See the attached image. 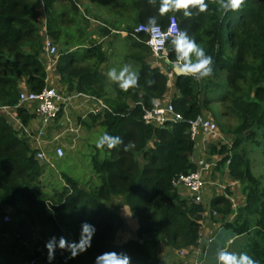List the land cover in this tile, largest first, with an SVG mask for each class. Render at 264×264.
<instances>
[{"label":"trees","instance_id":"1","mask_svg":"<svg viewBox=\"0 0 264 264\" xmlns=\"http://www.w3.org/2000/svg\"><path fill=\"white\" fill-rule=\"evenodd\" d=\"M43 1L51 14L50 8L56 0H40V3ZM126 5L138 11L139 16L137 23L130 22V26L123 28L126 37L133 41L130 59L139 66V84L127 92L116 85L114 98H105L110 111L89 114L88 118L94 122L101 120L105 133L120 136L125 144L132 141L135 147L128 152L123 150V145L112 150L98 149L97 154L104 152L105 157L92 156V168L100 181L92 192L81 189L77 180L64 174L69 187L51 196L42 186L45 165L36 159L31 140L22 136L0 113V264L32 261L35 264H95L97 256L109 251L127 253L131 264H161L155 252L161 245L171 251L198 247L204 205L181 195L173 182L197 169L191 160L195 144L188 121L203 114L208 103H202L199 97L203 91H209V85L176 76L172 103L184 121L165 128L146 125L143 108L152 107L153 99H162L168 93L169 79L159 67L150 64L147 54L152 53L146 45L147 36H135L134 31L150 16H157L163 27L169 19L158 15V3L152 6L147 0H128ZM36 9L32 0H0V108L14 110L24 126L35 115L25 106H19L23 86L40 93L48 85L51 74L42 59L45 38L39 30L41 19ZM176 18L180 29L186 30L212 56V76L226 72L232 89L240 93L233 100L242 120L235 130L233 146L210 145L208 155L210 161L220 157L212 179L219 172L244 184L245 206L235 213L230 196H216L210 204V215L205 217L206 224L214 223L213 218L221 215L217 223H222L228 236L243 238L240 252L264 264V187L254 175L243 149L244 141L264 130V0H246L238 12L222 14L210 6L208 13L194 14L191 18L177 13ZM50 20L46 35L60 41L63 28ZM102 31L104 39L112 35L108 26H103ZM88 44L85 56L97 58L98 63L77 78L69 74L64 62L68 60L70 65L76 62L72 52L66 50L58 60L59 83L67 86L68 93L77 89L78 93L91 95L102 76L100 67L107 62L104 44L91 39ZM167 49L170 60H174L170 40ZM229 50L236 54L229 56ZM96 98L101 99V95ZM83 125L90 128L85 121ZM114 199H122L136 218L137 239L117 243L116 233L124 221L109 207ZM214 211L218 216L213 215ZM8 212L12 218L6 221ZM233 215L236 216L230 219ZM84 222L96 229L87 252L69 258V252L57 247L50 262L46 242L52 237L57 241L64 237L70 243L78 242Z\"/></svg>","mask_w":264,"mask_h":264},{"label":"rangeland","instance_id":"2","mask_svg":"<svg viewBox=\"0 0 264 264\" xmlns=\"http://www.w3.org/2000/svg\"><path fill=\"white\" fill-rule=\"evenodd\" d=\"M127 2L128 0H56L52 8H50L51 14H49L46 8V2L43 1V3H40V0H32L34 6L37 7V14L41 19L39 21V30L42 38L43 35L44 38L47 37L46 33L51 21L50 19L57 22L63 28L60 41L53 40L51 36L48 37L58 47L59 59L65 52L67 53L66 50H69L75 55L76 62L74 64L70 65L68 60L64 61L68 66L71 76L77 78L85 70L92 66L95 67L98 63L97 58L85 56V49L89 47L88 41L90 39L94 43L100 42L104 44L103 51L107 62L100 67L102 76L98 78V83L93 87V93L91 94L96 95V97L101 95V100L104 102L105 98L112 99L115 96L114 89L116 84L110 82L106 76V73L111 68L119 70L124 64H131L137 72L139 69L138 64L130 59L134 52L132 40H129L126 35L117 32L109 36L108 39H104L103 37L105 36L102 31L103 26L109 25L112 29H116L115 26L117 24L122 25L124 23V7ZM228 54L233 57L236 51L229 50ZM168 55L169 49H167L165 56L169 58ZM45 58H47L46 55H43L42 59L46 61ZM147 58H149L152 66L159 67L167 77H172L175 73L168 63L163 65L160 62H156L152 54H147ZM49 62L48 60L47 63H44L46 69L49 66ZM56 66H53L52 70H47V72L52 71L53 74L57 75ZM204 83L209 85V91H203L199 97L202 103H208L203 108L202 115L217 123L219 127L218 143L220 145H228L231 148L236 137L235 130L242 123L233 105V100L240 93L232 89L226 72H219L216 76L205 79ZM56 87L60 88V85H56ZM203 87L202 84L201 88ZM240 87L244 88V85L240 84ZM74 91L78 92L77 89H74ZM84 93L89 95L88 92ZM0 113L21 132L19 120L14 110L0 108ZM84 121L90 126L89 129L83 125ZM100 121L97 120L94 122L88 116L84 120H80L81 128L78 135L70 134L71 139H75L76 142L73 143L72 141V143L68 144L67 156L61 160L52 159L50 162H41L45 165L41 182L47 194L53 196L56 191H61L64 187H69L64 178V174L77 180L81 189L87 192H92L98 187L100 181L92 168V156L97 154L98 151L96 147L97 139L106 132L105 128L100 125ZM58 124L62 128L61 124ZM58 124L55 127L56 131H59ZM243 149L246 152L247 158L250 160L254 175L260 180L262 187H264V130L259 131L254 138L244 141ZM97 155L101 159L105 157L104 152L98 153ZM215 159H219L220 161V157ZM207 187L209 188V204H211L212 199L216 196L228 195L230 196L233 207H235V213L245 206L246 196L243 192L244 184L233 181L229 178L228 174L224 177L219 172H215L213 179ZM109 207L115 210L124 221V224L116 233L117 243L122 244L129 240L137 239L136 231L139 226L138 222L132 216L124 201L122 199H114L109 203ZM8 215L12 218L10 212H8ZM235 216L233 215L230 219H233ZM220 219L221 215L213 218L212 221L217 223V220ZM217 224L222 225V223ZM205 225L207 224L202 223V230L205 229ZM229 239L223 235L218 236L214 248L225 246L229 248L227 245ZM238 241L234 245L237 253L240 252V247L244 243L243 238H240ZM177 251L181 250H176L175 252L161 245L155 252L161 264H192L188 262V257L181 258L179 256V258ZM178 254L180 255V253ZM214 258L216 259V253Z\"/></svg>","mask_w":264,"mask_h":264},{"label":"built area","instance_id":"3","mask_svg":"<svg viewBox=\"0 0 264 264\" xmlns=\"http://www.w3.org/2000/svg\"><path fill=\"white\" fill-rule=\"evenodd\" d=\"M176 23L178 29L181 30L177 18ZM141 25L142 24L136 27L134 35L138 36L139 34H145L147 36L146 45L150 48L155 61L163 65L168 63V65L172 67L169 63L170 59L165 56L168 43L159 47L150 46L147 43L150 36L146 29L141 28ZM169 26L170 20L166 27L161 26L162 31L166 32ZM172 35L174 36L175 32H173ZM171 38L172 37H168V40ZM43 46L44 55L47 57L44 63H47L49 60L50 62L47 70H52V67L56 66L58 63L60 56L59 49L48 36L45 37ZM51 72L52 71H49L48 73L50 74ZM168 79H170L168 84V92L170 94L167 93L162 99L156 100V103H153L152 107L143 108V121L148 126L165 128L168 124L184 121L183 115L176 111L172 103L174 92L171 90L173 88L171 76H168ZM19 100V106H25L35 115L34 120L28 126H24L21 121L18 120L22 132L21 135L31 140L32 148L36 151V159L40 162H50L52 159L61 160L65 158L67 156L66 151L68 144L72 143V141L73 143L76 142L75 139H71L70 134L78 135L81 128L80 120H84L89 114L97 115L106 110L110 111L109 107L101 99L84 93H66L49 83L40 93L24 88L20 93ZM76 102H79L80 106H82L81 104H91L88 113L72 116L68 112V109L76 104ZM58 123L61 124L62 128H60ZM57 124L59 126V131L55 130ZM188 125L191 140L195 144V153L191 160L192 163L197 166V169L189 174L179 176L174 180L173 186L181 195L189 198L195 204L204 205L205 213L202 223L206 224L205 217L209 216L211 212V207L208 203L209 188L207 185H209L212 180V173L219 162V159H215L218 156L213 157L211 161L209 160L208 148L210 145L219 144V127L217 123L204 115L189 120ZM213 215L218 216V213L214 211ZM5 220H10L9 215L5 217ZM201 238L202 234L200 235L197 248L177 251L178 257H188V262L192 264H203L206 250L203 248ZM178 253H180V255ZM28 264H35V261Z\"/></svg>","mask_w":264,"mask_h":264},{"label":"clouds","instance_id":"4","mask_svg":"<svg viewBox=\"0 0 264 264\" xmlns=\"http://www.w3.org/2000/svg\"><path fill=\"white\" fill-rule=\"evenodd\" d=\"M147 2L152 6H156L158 3V15L160 17L167 16L170 20V26L165 32L162 31L157 16L148 17L146 23L141 25V28L146 29L150 36L147 43L150 46L159 47L166 43L169 44L168 37H172L170 39V45L175 59L169 60V63L173 70L179 75L190 77L197 82H201L213 75V58L207 54L205 49L186 30L178 29L176 14L182 13L184 17L191 18L194 14L200 15L208 13L210 6H214L215 11L222 14L238 12L242 9L246 0H147ZM173 32H175L174 36L172 35ZM106 76L110 82L118 85L124 92L137 87L140 80L138 72L131 64H124L119 70L111 68L106 73ZM152 103H156L155 99H153ZM121 145H123L125 152L135 147L134 142L129 141L125 144L120 136L110 135L108 133H104L96 141V147L98 149H104L106 147L112 150ZM81 227V237L78 242L70 243L64 237H60L59 241L55 237H52L46 242L45 247L48 250V259L50 262L55 257L57 247L69 252V258H75L79 254L87 252L91 247L96 229L87 222H84ZM228 243L230 244L231 240H228ZM216 261L217 264H258V261L246 252L237 253L229 251L226 246L217 248ZM95 264H131V257L125 252L117 253L115 251H109L97 256Z\"/></svg>","mask_w":264,"mask_h":264},{"label":"crops","instance_id":"5","mask_svg":"<svg viewBox=\"0 0 264 264\" xmlns=\"http://www.w3.org/2000/svg\"><path fill=\"white\" fill-rule=\"evenodd\" d=\"M124 11H125V13H124V23L122 25L121 24H117L115 26L116 29H112V27H110L109 25H106L110 29H112V34L117 32V33H122L123 35L127 36V32H125L123 30V28H127L128 26H130V24H131L130 22L137 23L138 17H139L138 16V11H133V9H131V6H129V5H126L124 7ZM178 75L179 74L175 72L173 74V76L171 77V83L173 85L172 89H174L175 77L178 76ZM49 84L55 85V86L56 85H60V90L68 93L67 92V86H65L63 84H60L59 81H58V76L53 74V72H51V74H50ZM23 88H27V87L23 86ZM74 92H76V91H74ZM173 92H174V90H173ZM81 105L82 106H80L79 102H76V104H74L71 108L68 109V112L72 116H77V115H80V114H83V113H88L91 104H88V105L81 104ZM205 226H206L205 229L201 231V234H202L201 241L203 243V247L205 248L207 246V245L205 246V244H208L207 248H205L206 255H205V259H204V264H217V261L214 258V256H215L217 248H219V247H217L215 249L214 248V244L216 242L217 237L220 236V235H223L224 237L230 238L229 240H231V243L230 244L227 243V245L229 246V248H228L229 251H231V249H233V252L237 251V249H236V247L234 245L236 243H238V240L240 238L236 239V238H232V237L228 236V233L221 227V225L217 224L215 222L214 223L209 222ZM208 241H210V242L207 243Z\"/></svg>","mask_w":264,"mask_h":264}]
</instances>
